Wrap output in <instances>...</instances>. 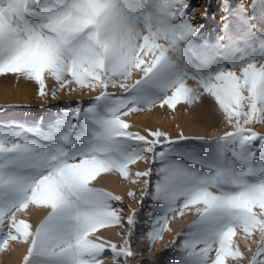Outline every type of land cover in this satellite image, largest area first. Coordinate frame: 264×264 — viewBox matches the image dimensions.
Wrapping results in <instances>:
<instances>
[{
	"label": "snow or ice",
	"instance_id": "obj_1",
	"mask_svg": "<svg viewBox=\"0 0 264 264\" xmlns=\"http://www.w3.org/2000/svg\"><path fill=\"white\" fill-rule=\"evenodd\" d=\"M217 7L222 35L202 44L190 0H0V76L35 83L41 97L98 93L47 125L0 120V253L15 243L26 246L21 264H105L108 253L128 264L151 200V244L170 219L196 216L171 242L169 264L242 260L236 236L252 252L248 264H264V134L252 127L264 124V0ZM178 105L232 130L141 134L124 119ZM137 162L146 168L133 173ZM105 174L139 187L126 193L138 205L127 217L121 195L95 186ZM30 207L45 213L35 225L17 216ZM125 226L122 244L100 235Z\"/></svg>",
	"mask_w": 264,
	"mask_h": 264
},
{
	"label": "rangeland",
	"instance_id": "obj_2",
	"mask_svg": "<svg viewBox=\"0 0 264 264\" xmlns=\"http://www.w3.org/2000/svg\"><path fill=\"white\" fill-rule=\"evenodd\" d=\"M190 2L192 8L195 9V12L192 13L190 11L189 15L194 14L197 22L203 24L201 35L198 38L199 43L215 44L217 39L222 35L219 8L217 7L219 0H212V7L206 20L200 19V13L207 6V0H190ZM240 2L246 3L247 0H240ZM135 78L138 77L134 75L133 79ZM128 82L131 83V80ZM46 83L47 90L50 92L54 84L51 80ZM110 91L119 93L120 89H110ZM37 93L38 86L33 82H25L23 80L17 81L11 74L0 76V108L6 109V111L0 113V120H14L17 122H25L29 125L41 123L47 125V123L53 120L57 113H60L65 107L75 106L77 102H81L87 106V103L93 98V96L98 94L81 92L79 89L72 92L62 90L58 91L56 93V98L53 99L51 95L41 97ZM205 103L208 104V101L206 100ZM196 111H199L198 106L186 112L183 107L178 105L176 111L168 110L166 107L164 109L153 108L150 111L146 110L140 114H130L124 119H126L130 125H133L131 127L132 131H140L141 134H146L144 132L145 129H160L168 132L172 137H175L180 131H183L187 136H204L210 138L222 135L224 131L232 130L230 127L221 125L217 122H214L208 127V129H202L203 122H196L194 118L193 113ZM252 127L255 131L264 134V124ZM130 167L131 171L134 173L136 171L145 170L146 165L142 162H137L136 165ZM134 169L135 171H133ZM99 178L108 185L95 184L96 187L107 189L108 191H112L124 198L122 203L124 207L123 215L125 217L129 214V209L138 208L137 204L130 202L126 193L129 190L139 193V187L132 185L127 181H122L118 176L105 174L102 178ZM138 198L137 195V199ZM151 203V200H149L143 205V209L140 210L137 229L135 230L134 236L129 241L133 252L136 253L137 256L136 259L129 258L128 264H148V262L152 261H154L155 264H169L173 258V252L170 251L171 242L176 238L177 233L186 230L196 219V216L192 213H186L182 217L170 219L168 224L170 231H165L162 234V239L151 244L146 235L150 225L145 224L143 219L147 216ZM35 210L30 207L25 213H18L17 216L18 218L25 220L29 218L30 220L28 219L27 221L35 225L45 214L42 210ZM127 232V226L124 228L112 227L109 229H101L100 235L103 239L119 245L123 243ZM117 233H123L125 235H118ZM233 240L239 245L241 251L244 253V259L232 261L231 264H248L252 252L247 250L245 240L242 236L233 237ZM251 248L255 251L256 245L252 243ZM25 254L26 246L12 243L6 252L0 253V264H21ZM105 264H111L110 253L107 254Z\"/></svg>",
	"mask_w": 264,
	"mask_h": 264
},
{
	"label": "bare ground",
	"instance_id": "obj_3",
	"mask_svg": "<svg viewBox=\"0 0 264 264\" xmlns=\"http://www.w3.org/2000/svg\"><path fill=\"white\" fill-rule=\"evenodd\" d=\"M156 118H158V117H156ZM196 120V119H195ZM196 122H198L197 120H196ZM214 123V121L211 119V118H209V120H206V121H203V124H202V129H208V127H210L212 124ZM152 125V124H151ZM131 126H133V125H131ZM148 126V125H147ZM146 126V127H147ZM200 126V125H199ZM151 127V126H150ZM141 129H143V128H141ZM224 129V128H223ZM219 132H221V131H219ZM143 134V133H142ZM133 171H135V169L133 170ZM95 184H107L106 182H104V181H102L99 177L97 178V181L95 182ZM108 185V184H107ZM35 210V209H34ZM36 211V210H35ZM34 213V212H33ZM18 214V213H17ZM38 214V213H37ZM32 216V215H31ZM29 219V218H28ZM27 219V220H28ZM30 220V219H29Z\"/></svg>",
	"mask_w": 264,
	"mask_h": 264
}]
</instances>
